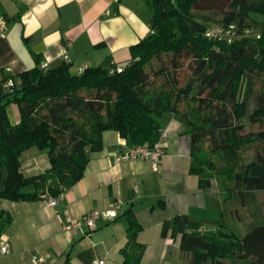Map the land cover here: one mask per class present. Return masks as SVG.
I'll return each mask as SVG.
<instances>
[{"label":"trees","instance_id":"obj_1","mask_svg":"<svg viewBox=\"0 0 264 264\" xmlns=\"http://www.w3.org/2000/svg\"><path fill=\"white\" fill-rule=\"evenodd\" d=\"M149 7L152 32L111 72H76L67 62L16 76L0 70V198L57 199L82 178L88 152L102 149L105 131L152 149L158 118L176 114L185 123L189 173L198 177L199 188L225 176L222 221L216 233L206 234L200 222L174 216L162 223L161 236L178 239L185 264H264V222L234 218L248 224L237 235L227 214L235 199L244 203L248 194L264 193V0H150ZM230 27V40L206 37L210 29ZM8 79L14 81L11 90L3 88ZM249 102L254 107L246 116ZM10 104L19 111L15 125L7 114ZM243 121L256 130L246 131ZM31 148L46 151L49 167L25 177L20 159ZM3 222L9 224L0 213V231ZM128 224L126 247L134 258L124 264H137L141 228L132 215Z\"/></svg>","mask_w":264,"mask_h":264},{"label":"crops","instance_id":"obj_2","mask_svg":"<svg viewBox=\"0 0 264 264\" xmlns=\"http://www.w3.org/2000/svg\"><path fill=\"white\" fill-rule=\"evenodd\" d=\"M149 2L0 0V23L5 25L0 30V70L16 76L41 63L56 67L64 62L60 53L65 49L72 70L102 67L111 72L130 59L131 46L152 32ZM7 114L11 124L18 123L15 104L7 107ZM158 122L160 133L153 148L162 156L157 171L150 159L115 161L134 146L118 133L105 131L102 149L88 152L82 178L54 206L48 205L49 197L28 202L0 198V213L9 220L0 231V241L9 246L0 254V264H33L34 257L43 258L42 264H91L94 259L124 264L134 258L126 247L129 215L141 228L135 239L143 250L137 264H185L178 239L162 237L161 225L184 216L200 222L203 233H216L224 186L212 179L209 188L200 189L198 177L189 173V136L181 116L165 113ZM48 167L46 151L31 148L21 156L25 177ZM116 200L122 201L116 219L99 218L92 230H64L66 224L93 210H105Z\"/></svg>","mask_w":264,"mask_h":264},{"label":"built area","instance_id":"obj_3","mask_svg":"<svg viewBox=\"0 0 264 264\" xmlns=\"http://www.w3.org/2000/svg\"><path fill=\"white\" fill-rule=\"evenodd\" d=\"M4 29H5L4 23H0V30H4ZM234 29H235L234 27H230L227 30L213 28L207 31L206 37L219 39V40H223V39L230 40V37L232 35L231 30H234ZM245 34L249 36H254L256 37V39L260 38L259 34L254 33L253 31H246ZM60 55H61L62 60L68 63L69 58H68L67 51L65 49L61 50ZM47 68L49 67L46 63L40 64V69L42 71H45ZM79 71L81 72L82 69H79ZM116 71L120 72L121 70L119 68H116ZM5 72L8 73L9 70H5ZM13 86H14V81L12 79H8L4 83L3 88L6 90H11ZM161 156H162V152L158 148L150 149L147 146H137V147H133L130 151L122 155L115 156L114 160L122 161V160H127V159L135 158V157L150 159L152 160V169L154 171H157V166H158L159 159L161 158ZM55 204H56V199L54 198L48 199L49 206H54ZM121 206H122V201L116 200L115 202L111 203L108 206V208L105 210H93L85 214L80 220L73 221V222L66 224L65 226H63L64 230L66 231L82 230L83 228L92 230L95 228L96 221L99 218H104L109 221L116 219L118 217V213L120 211ZM8 247L9 246L6 241H0V254L4 255L7 252ZM44 262L45 260L41 257H34L32 259L33 264H42ZM91 264H106V263L102 259H94L92 260Z\"/></svg>","mask_w":264,"mask_h":264},{"label":"rangeland","instance_id":"obj_4","mask_svg":"<svg viewBox=\"0 0 264 264\" xmlns=\"http://www.w3.org/2000/svg\"><path fill=\"white\" fill-rule=\"evenodd\" d=\"M186 74L187 73H185V75ZM180 78L181 80L183 79L182 74H180ZM253 107H254V104L252 102H249L246 108V116L253 111ZM243 122L247 125L246 131L256 130L255 126H251L246 121H243ZM247 155L252 157L253 155L252 151H249ZM213 181L219 184L221 188H223L225 176H221V175L215 176ZM217 184H215V186L218 187ZM233 210L237 212L238 216L235 213H232ZM227 214H228V223L230 224L234 232L237 235H243L247 231V226L243 222H235V221L233 222V220L234 218L239 220L242 218V216H245V217L250 216L252 222L253 221L257 223L264 222V193L255 192L252 194H248V199L244 203H240L237 199H235L233 202L227 205ZM231 264H252V261L250 259H247L245 261H234L233 260Z\"/></svg>","mask_w":264,"mask_h":264}]
</instances>
